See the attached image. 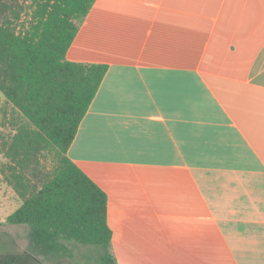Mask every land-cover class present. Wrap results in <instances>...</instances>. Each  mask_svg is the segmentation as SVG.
Returning <instances> with one entry per match:
<instances>
[{
  "label": "crops",
  "instance_id": "1",
  "mask_svg": "<svg viewBox=\"0 0 264 264\" xmlns=\"http://www.w3.org/2000/svg\"><path fill=\"white\" fill-rule=\"evenodd\" d=\"M67 58L108 64L68 155L118 262L264 264V0H97Z\"/></svg>",
  "mask_w": 264,
  "mask_h": 264
},
{
  "label": "trees",
  "instance_id": "2",
  "mask_svg": "<svg viewBox=\"0 0 264 264\" xmlns=\"http://www.w3.org/2000/svg\"><path fill=\"white\" fill-rule=\"evenodd\" d=\"M28 1L0 0V170L23 200L6 223L26 229L27 249L40 260L90 246L94 264H120L108 194L68 155L108 71L67 58L97 0ZM48 156L54 164L45 172Z\"/></svg>",
  "mask_w": 264,
  "mask_h": 264
},
{
  "label": "rangeland",
  "instance_id": "3",
  "mask_svg": "<svg viewBox=\"0 0 264 264\" xmlns=\"http://www.w3.org/2000/svg\"><path fill=\"white\" fill-rule=\"evenodd\" d=\"M31 0L28 1L30 3ZM25 17V16H24ZM26 17H28L26 15ZM6 104L5 97L0 91V120H2V109ZM5 131H10L5 128ZM229 158V157H228ZM6 159L0 155V162H5ZM230 161V160H228ZM45 172L52 170L54 161L51 156L43 159ZM257 172V171H256ZM236 177L234 171L226 170L220 175ZM243 176H250L244 173ZM257 176V174H256ZM23 200L16 193L14 188L10 186L4 179V175L0 170V264H94V247L79 246L74 251L73 257H59L51 261L40 260L31 254L28 249L26 229L20 226H13L6 223V218L16 210Z\"/></svg>",
  "mask_w": 264,
  "mask_h": 264
}]
</instances>
